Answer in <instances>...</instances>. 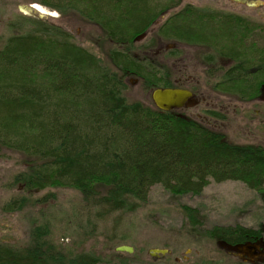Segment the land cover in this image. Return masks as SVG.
<instances>
[{"label":"trees","instance_id":"16d2710c","mask_svg":"<svg viewBox=\"0 0 264 264\" xmlns=\"http://www.w3.org/2000/svg\"><path fill=\"white\" fill-rule=\"evenodd\" d=\"M153 1L40 3L60 13L98 15L100 10L107 37L129 48L157 18L150 10ZM11 26L19 32L0 48V153L28 163L29 173L17 181L41 190L76 189L94 206L96 220L136 213L156 185L175 196H201L211 181L264 189V156L256 148L230 142L183 111L129 101L124 79L62 26L24 15ZM175 32L181 41L198 38L195 28ZM130 64L125 74H142L152 92L174 88L165 78L151 81L143 67ZM181 210L191 227L203 226L198 208ZM32 232L33 242L24 248L0 243V264L101 263L93 253L51 244L48 225ZM206 236L233 246L262 238L263 232L228 225L207 229Z\"/></svg>","mask_w":264,"mask_h":264},{"label":"rangeland","instance_id":"374dc122","mask_svg":"<svg viewBox=\"0 0 264 264\" xmlns=\"http://www.w3.org/2000/svg\"><path fill=\"white\" fill-rule=\"evenodd\" d=\"M188 2L191 1H153L150 10L157 18L143 38L137 40L135 37L133 46L127 48L107 37L100 10L96 11L99 16L88 15L86 11L60 13L42 5L40 0H0V48L19 32L11 26L22 15L19 8L39 5L54 16L46 22L62 26L75 43L124 79L129 101L150 106L152 89L143 75L125 74L130 70L131 60L143 67L153 82L165 78L173 84L182 64L189 65L192 76H201L197 47L191 46V42L184 41L189 47L180 46L171 64L170 52L165 51L167 44L181 41L174 30L190 29V20L186 24L180 19L184 17L183 8L188 7ZM203 3L206 5L205 0L199 4ZM189 16L195 17V14ZM176 17L179 19L174 20ZM115 53L119 56L115 57ZM226 114L225 135L234 143L228 131L232 127L231 114ZM0 155V243L3 244L24 248L33 242V227L48 225L51 234L46 237L47 241L74 252L93 253L101 258L100 264H234L241 262L240 259L207 238V229L239 225L262 231L264 237V189L255 191L241 182L218 184L211 181L201 196H175L156 185L150 191L148 202L136 213L96 220L94 206L85 201L80 191L62 187L28 188L24 182L17 181V177L29 173L25 159L10 153ZM182 206L198 208L203 215V226L191 227L182 214ZM120 246L133 248V253L117 252ZM153 250H167L168 253L157 254Z\"/></svg>","mask_w":264,"mask_h":264},{"label":"flooded vegetation","instance_id":"af4514ba","mask_svg":"<svg viewBox=\"0 0 264 264\" xmlns=\"http://www.w3.org/2000/svg\"><path fill=\"white\" fill-rule=\"evenodd\" d=\"M188 1L191 2L185 3L188 7L183 8L184 17L180 19L186 24L190 20L189 27L196 29L198 38L191 46L197 47L201 76H192L189 65L182 64L172 85L189 91L192 98L178 110L225 137L226 113L231 114L232 127L228 131L234 143L252 146L264 156V2L205 0L204 5L199 4L202 0ZM195 6L199 9L192 8ZM189 14L195 17H188ZM184 41L165 46V51L170 52L169 64L180 46L189 47ZM1 158L0 155V163ZM260 239L264 243L263 237L244 243L254 245ZM262 250L260 246L259 251ZM232 256L251 264L246 262L247 257Z\"/></svg>","mask_w":264,"mask_h":264},{"label":"water","instance_id":"95a60500","mask_svg":"<svg viewBox=\"0 0 264 264\" xmlns=\"http://www.w3.org/2000/svg\"><path fill=\"white\" fill-rule=\"evenodd\" d=\"M19 11L22 15L30 18H34L37 20L47 21L49 17H54L50 12L46 9L42 8L39 5L33 4L30 6H21ZM143 38V35L138 37L137 40ZM192 98V94L189 91L182 90V89H175V88H163V89H156L151 94L152 102L154 103L155 107L163 112H170L172 110L182 109L187 102H189ZM264 202V196H263ZM218 245L226 250L230 255H238L242 259L247 257L251 264L255 263H264V243L263 239L257 244L252 243H244L239 245H229L225 242H220ZM260 246L263 247L262 251H259ZM117 252L120 253H133V248L128 246H120L116 249ZM154 253H161L166 254L168 253L167 250H153Z\"/></svg>","mask_w":264,"mask_h":264}]
</instances>
